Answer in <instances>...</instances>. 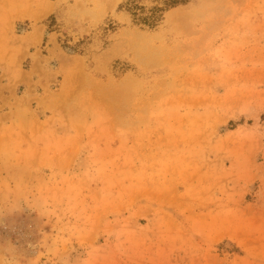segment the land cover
Masks as SVG:
<instances>
[{
    "label": "rangeland",
    "instance_id": "obj_1",
    "mask_svg": "<svg viewBox=\"0 0 264 264\" xmlns=\"http://www.w3.org/2000/svg\"><path fill=\"white\" fill-rule=\"evenodd\" d=\"M122 2L0 0V264H264V0Z\"/></svg>",
    "mask_w": 264,
    "mask_h": 264
},
{
    "label": "trees",
    "instance_id": "obj_2",
    "mask_svg": "<svg viewBox=\"0 0 264 264\" xmlns=\"http://www.w3.org/2000/svg\"><path fill=\"white\" fill-rule=\"evenodd\" d=\"M192 0H123L119 9L128 14L131 22L138 26L153 28L170 10L184 6ZM111 27V26H110Z\"/></svg>",
    "mask_w": 264,
    "mask_h": 264
}]
</instances>
